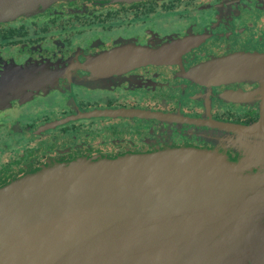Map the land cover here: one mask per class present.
<instances>
[{
	"label": "flooded vegetation",
	"instance_id": "obj_1",
	"mask_svg": "<svg viewBox=\"0 0 264 264\" xmlns=\"http://www.w3.org/2000/svg\"><path fill=\"white\" fill-rule=\"evenodd\" d=\"M5 1L0 187L48 163L180 147L231 163L248 151V171L260 169L264 0H77L36 9V0H15L26 6L10 11ZM226 59L236 73L212 79Z\"/></svg>",
	"mask_w": 264,
	"mask_h": 264
},
{
	"label": "water",
	"instance_id": "obj_2",
	"mask_svg": "<svg viewBox=\"0 0 264 264\" xmlns=\"http://www.w3.org/2000/svg\"><path fill=\"white\" fill-rule=\"evenodd\" d=\"M251 160L180 147L48 163L0 187V264H264V161L251 174Z\"/></svg>",
	"mask_w": 264,
	"mask_h": 264
},
{
	"label": "rangeland",
	"instance_id": "obj_3",
	"mask_svg": "<svg viewBox=\"0 0 264 264\" xmlns=\"http://www.w3.org/2000/svg\"><path fill=\"white\" fill-rule=\"evenodd\" d=\"M56 1H58V2L59 1H62V2H68V1H70L71 2V1H77V0H43V1H39V2H38V0H36L37 5H33V8L32 9H36L38 7H48L51 4H53L54 2L56 3ZM90 1L95 2V3H103V2H106V3H118V2H111V1H107V0H90ZM139 1H144V0H133V1L126 2V3L139 2ZM244 156L250 157L249 152L246 151L245 154H244Z\"/></svg>",
	"mask_w": 264,
	"mask_h": 264
}]
</instances>
